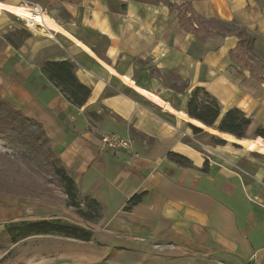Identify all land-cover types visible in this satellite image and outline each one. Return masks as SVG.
<instances>
[{
	"label": "crops",
	"instance_id": "crops-1",
	"mask_svg": "<svg viewBox=\"0 0 264 264\" xmlns=\"http://www.w3.org/2000/svg\"><path fill=\"white\" fill-rule=\"evenodd\" d=\"M191 2L203 18L223 22V34L185 29L178 11L158 0H0V95L44 126L82 195L104 208L99 221L85 220L97 223L93 239L66 237L95 243L92 253L79 244L67 264H264V162L245 150L264 155L255 139L264 126V80L231 56L238 38L225 28L255 34L264 59V0ZM25 5L48 14L50 33L15 47L6 35L22 28L8 14L28 16ZM67 59L92 90L82 107L42 71L48 60ZM171 72L186 85L168 83ZM197 86L221 115L238 107L251 117L246 137L231 134L242 142L187 114ZM104 132L134 137L133 150L107 149ZM170 152L192 163L179 164ZM136 194L143 199L127 209ZM22 202L0 194V219H50H15ZM42 235L57 234L26 238Z\"/></svg>",
	"mask_w": 264,
	"mask_h": 264
},
{
	"label": "trees",
	"instance_id": "trees-1",
	"mask_svg": "<svg viewBox=\"0 0 264 264\" xmlns=\"http://www.w3.org/2000/svg\"><path fill=\"white\" fill-rule=\"evenodd\" d=\"M178 11L179 23L185 29L201 36L223 34L224 23L203 18L193 7L191 0H158ZM225 26L228 33L238 38V43L231 56L242 66L251 69L258 76L256 68L249 60L254 51L256 35L244 27ZM31 34L27 30H17L6 35L7 40L18 47ZM18 38L19 40H17ZM77 64L71 59L48 60L43 64L45 76L60 89L64 96L74 105L82 107L91 95V88L82 83L76 75ZM187 114L217 130L232 134L238 138L246 137L251 124V117L238 107H233L221 115L218 101L202 86H197L189 98ZM195 133L202 129L193 126ZM255 139L264 143V126L255 131ZM0 137L13 150L12 154L0 153L6 163V168H0V191L13 195L28 194L41 195V179L52 177L65 194V205L75 209V212L89 222H97L104 215L103 206L88 196H83L79 186L70 176L66 166L54 150L44 126L34 118L23 114L14 108L0 95ZM216 144H223L225 140L214 137ZM169 157L183 165L191 164V160L177 152H170ZM27 191V192H26ZM144 194L134 195L127 206L140 202ZM4 231L11 239L26 238L31 235L57 234L65 237L77 238L85 241L93 239L94 232L77 224L61 219H42L37 221H11L4 224Z\"/></svg>",
	"mask_w": 264,
	"mask_h": 264
},
{
	"label": "rangeland",
	"instance_id": "rangeland-1",
	"mask_svg": "<svg viewBox=\"0 0 264 264\" xmlns=\"http://www.w3.org/2000/svg\"><path fill=\"white\" fill-rule=\"evenodd\" d=\"M25 17L21 18L12 12L8 14L9 20L16 23L18 22L22 30H27L31 34V37H33L32 39L46 37L45 34L50 33L48 29L42 31L43 34H36L30 31L26 27ZM16 39L19 40L18 38ZM249 59L255 60L254 62L257 66H260L259 70L264 73V59L260 58L257 52L254 51L249 55ZM166 78L167 82L171 83L173 86L186 85L174 72L168 73ZM245 150L249 157L264 162V155L259 156L257 153H254V151ZM5 152L12 154L13 150L7 145L4 138L0 137V153L4 154ZM6 166V161L0 157V168H6ZM0 194L13 195L2 193L1 191ZM13 196H18L23 199V204L21 206L22 210L18 209L19 213L18 216L14 217L15 219L18 217V219L37 220L39 218L51 219L59 217L70 223L90 229L92 225L98 227L97 223L90 225L89 222L87 223L85 219L75 212L74 208L65 205L66 196L52 177L45 176L41 179V195L28 192L26 195ZM20 211L22 212L21 215ZM1 217L2 215H0V218ZM5 223L6 222L0 219V264H67L64 260L72 258L75 253L82 249L79 244L83 243L58 235L34 236L15 241L5 233ZM83 245L88 248L89 253H92L91 250L94 249L95 243Z\"/></svg>",
	"mask_w": 264,
	"mask_h": 264
},
{
	"label": "built area",
	"instance_id": "built-area-1",
	"mask_svg": "<svg viewBox=\"0 0 264 264\" xmlns=\"http://www.w3.org/2000/svg\"><path fill=\"white\" fill-rule=\"evenodd\" d=\"M33 10V12H40L42 14L46 13L42 8L38 6H31L29 7ZM26 20V27L36 33V34H43L42 31H44L46 28L43 25L40 24H33V22L29 18H25ZM47 34V33H46ZM101 140L103 145L107 149L111 150H133L135 146V139L131 136H123L118 133H109L104 132L101 134Z\"/></svg>",
	"mask_w": 264,
	"mask_h": 264
},
{
	"label": "bare ground",
	"instance_id": "bare-ground-1",
	"mask_svg": "<svg viewBox=\"0 0 264 264\" xmlns=\"http://www.w3.org/2000/svg\"><path fill=\"white\" fill-rule=\"evenodd\" d=\"M23 8H25L29 12V15L25 18H29L35 25L40 24V25H43L46 29L48 28L45 24V17L48 16L47 13L42 14L40 12H33V10L26 5ZM195 121L198 122L201 126H204L206 128L208 127V125L204 124L203 122H200V120H195ZM223 136L230 141L236 140V141L242 142V140L237 139L231 134H224Z\"/></svg>",
	"mask_w": 264,
	"mask_h": 264
}]
</instances>
